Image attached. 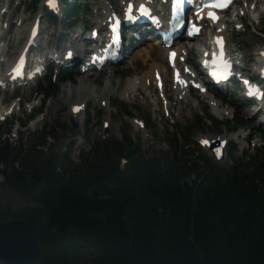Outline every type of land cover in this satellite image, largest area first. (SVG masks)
<instances>
[{"label":"trees","instance_id":"16d2710c","mask_svg":"<svg viewBox=\"0 0 264 264\" xmlns=\"http://www.w3.org/2000/svg\"><path fill=\"white\" fill-rule=\"evenodd\" d=\"M83 9L80 0L66 1L63 23ZM46 80L38 89L53 94L56 85L50 75ZM10 126L0 132V187L28 203L0 212V219H24L36 229L37 264H264L258 153L244 164L232 156V164L214 168L206 161L201 167L203 157L185 150L159 165L123 136L79 149L80 163L68 159L69 150L33 161L5 136ZM56 126L36 135V145H46Z\"/></svg>","mask_w":264,"mask_h":264},{"label":"rangeland","instance_id":"374dc122","mask_svg":"<svg viewBox=\"0 0 264 264\" xmlns=\"http://www.w3.org/2000/svg\"><path fill=\"white\" fill-rule=\"evenodd\" d=\"M245 1L247 0H239V6L235 11L239 14L242 9L246 8L251 11V15H246L242 18L243 28L240 25L234 28L235 25L229 22L226 35L229 46L240 49V53L244 55V61L248 66L254 64L252 55L256 47L264 44V5L263 0H258L257 10L252 11L250 9L251 5H246ZM108 2L117 6L121 0H109ZM81 3L85 6V9L80 11V17L71 30L66 29L62 30V32L59 30L56 36L52 29L48 27L45 31L46 37L42 41L49 39V45L51 46L64 44V38L67 36L70 39L74 30H78V25L85 24L87 29L92 27L95 21L98 20V17H101L100 14L107 4L105 0H81ZM35 12L31 11L30 0H12L10 2L7 12L2 13L1 23L2 30L8 29L3 40V45L9 43V48L6 55L1 58L6 60L18 51L26 33L18 34L20 37L18 35L15 36V31L18 27H21V24L30 23ZM256 14L260 15L259 22L253 21ZM252 17L253 19H251ZM17 18H21V22L17 21ZM227 19L232 20L229 16ZM43 24L44 26L50 25L51 22H43ZM88 33L89 30L85 34L88 35ZM59 35L62 37L61 39L58 38ZM198 38L204 44L205 33ZM147 39L149 38L147 37ZM128 41L124 48L128 54L127 56L125 55V59L123 58L117 64L105 66L100 71L93 73L81 72L76 65L69 69L62 66H53V80L56 90L52 95L46 97L38 108L41 111L38 116H42V119L38 122L37 128L33 131L28 129L30 118L33 120L35 115L32 116L31 114L29 118H24L27 114L21 113L20 110L16 111L17 113L11 119L8 118L6 121L0 122V132L6 130L8 122L13 121L14 126L9 129L8 134L6 133L5 136L13 145H20L23 153L29 154V157L33 161L45 158L52 151L61 154L70 149L68 159L74 163H80L79 149L83 148L84 151L88 152L90 147L102 138L120 141L123 140V136H127L132 142H135L145 157L159 165L168 163L174 155L178 158L181 157L185 150L193 153L195 157H203V159H199L198 161L201 167L209 166L204 163L205 161L212 162L215 166H210L214 168L216 166L220 168L227 167L233 163L231 156L239 158V161H242L243 164L246 161H250L251 156L256 153H258L260 158L264 159V144L258 147H251L250 141L244 138H236L237 131H242V136L246 133L254 132V137L258 136V139L264 143V139L262 138L264 125L258 122L259 118H261L258 114L254 116L253 113H249V107L243 103L239 94L234 89H230V91L224 89L220 92L211 88L209 91L214 92L216 96L221 98V105L227 108L224 115H214L208 104L204 108H202L204 106L202 104L201 108H196L192 111L188 109L184 110V113L180 114V116L174 111V114L179 117H173L172 114H170L171 117H168L163 113L166 109H162L160 102L156 103L157 99L155 97L159 92L155 91L154 95L151 93V88L146 92L138 93L137 91H133L128 95L124 94L122 96L120 89L124 78L131 76V74L139 75L147 66L136 67L135 62L132 61L136 53L135 50H142L147 42ZM133 47H135V50L132 52L131 48ZM78 52L80 51L78 50ZM191 56L194 59L192 52L189 57ZM196 63V60H194V64ZM65 69L67 71V78L63 81L60 77L64 75ZM110 75L114 81L113 83H109L107 80ZM39 80L40 78L33 81L32 85L37 86ZM145 82L147 83V80ZM42 86L45 87L46 84L42 83ZM12 89L7 92H1L0 90V99L4 98L7 105L19 97L31 101L36 91V87L32 88L31 85L15 88L14 92H11ZM190 91L197 93L196 90ZM42 93L38 92L34 99L38 100V97H41ZM101 100L105 101V105L100 103ZM73 102L86 103L85 111L88 112L89 123L85 127V111L73 116V120L77 123L76 128L69 122V118L72 117L68 116V112ZM156 105L161 109L157 111ZM170 111H173V109H170ZM15 117H18L17 120L19 121L20 119L23 124L17 137H13V128L17 121ZM134 118L139 123H135L133 121ZM174 118L176 124L173 123ZM140 122H143V127H140ZM54 125L56 126V130L53 133L54 137L49 136L46 145L37 146L36 135L40 134L45 127H53ZM204 136L209 139L216 137L229 139L225 150L227 154L221 160H215L209 149L203 148L200 139ZM170 138L174 139L172 145H170ZM245 143L248 145L247 148L243 149L242 145ZM66 145L65 149L64 146ZM229 147L231 153L229 152ZM15 166L19 168L20 164L15 163ZM27 203L28 200L24 196L0 187V212L12 213Z\"/></svg>","mask_w":264,"mask_h":264},{"label":"bare ground","instance_id":"6f19581e","mask_svg":"<svg viewBox=\"0 0 264 264\" xmlns=\"http://www.w3.org/2000/svg\"><path fill=\"white\" fill-rule=\"evenodd\" d=\"M263 4H264V2H263ZM162 7H163V5L161 4L159 7L160 11L162 10ZM244 11H245V9H244ZM246 12L250 13L251 11L249 9H247ZM105 17H106V15H105ZM225 22H226L225 20L220 21L210 31L216 32L217 27H221L222 25L225 24ZM27 25H28V23H25L21 27L17 28V30L15 31V36L18 34H25V32L27 31L26 30ZM96 25L98 27H100V30H103V31L105 30V27H103L104 24L102 23L101 19H99L96 22ZM135 33H139V35L137 37H135ZM223 33L225 34V32H223ZM128 34L130 35L129 41L134 40V42H143V41L148 40L147 36L145 34V28L142 24H136L133 27H130V29H128ZM153 34H155L154 31H153ZM18 36H20V35H18ZM200 40H201L200 38H197L196 41L193 40L194 42L193 41H191V42L190 41H187V42L179 41V42H177V45L172 47V48H176V50L178 52V56L180 54L185 55L184 50L186 51L187 58H186L185 66H187V67L190 65L194 66V59H192L193 56L189 57V55L192 52V54L194 55V58H195L196 49L194 48L193 45L194 44H197L199 46L203 45V42ZM146 42H147V44L142 48V50L138 51V50H135V48L131 49L132 52H133V50H135V52H136L133 59H132V61L135 62L134 64L136 65V67L147 65L146 69L143 70L142 73H140L139 75L138 74H133V75L131 74V76H126L124 78V81L122 82L121 89H120L122 96L124 94L128 95L129 93H132L133 91H137L138 93H142L144 91L146 92L150 88L153 91L154 90V82H155L154 81L155 80L154 72L157 71V72H161L162 77H163V82H164V87L161 88L160 90H157V91H159V93L164 94V96H162V98H161V101L165 102L166 106L163 108L168 110L169 113L172 114L173 117L178 116V115L180 116V114H183L184 113L183 111L187 110V109L192 111L196 108H201L202 104H204V106L202 108H204L205 105L208 104L211 108V111L216 115L224 114V111H226L227 108L223 107L221 105L222 104L221 98L216 96L214 94V92H206L203 95L202 94L198 95V94L192 93L189 88L177 89L172 84L168 85L166 83L167 78H168L167 77L168 76V66L166 63V48L163 46L162 41H160L159 39H154L153 43H150L148 41H146ZM189 44H191L192 46H190ZM36 45H39V44H36ZM80 46H85V45L80 44ZM0 48H1L0 49V56L4 57V55H3L4 49H2V44H0ZM36 49H38V48H36ZM123 51H124V57H125V55L127 56L128 54H127L126 49H123ZM64 54L65 53H63V55ZM63 55L61 56L62 59H64ZM178 56H177V58H178ZM252 56H253L252 57L253 61L258 58V49L254 50V53ZM176 63L179 64L178 60L176 61ZM108 66H109V64H108ZM157 72H155V73H157ZM184 73H185V71H184ZM106 78H107V76H106ZM206 78L209 79V81H214V83H216V79L218 77L215 75V76H212L209 78V76L206 75ZM80 80H81V78H80ZM107 80L109 83L114 82L111 79V75L108 76ZM146 80L151 82L152 84L149 83V85H147L148 83L145 82ZM6 83L9 85L8 80L6 81ZM18 83H19V81H16L14 83V85H16ZM150 92H151V90H150ZM171 92H172V94H171ZM2 104L3 103L1 101L0 106ZM9 105H12V104H9ZM15 107H16V103L13 104V109ZM170 109H173V111H170ZM174 111H176L178 115L174 114L175 113ZM254 112H257V111H253L249 108V113H254ZM74 115L75 114H72L69 110L68 116L73 117ZM258 121L260 122V120H258ZM173 123L176 124L175 118H174ZM260 124H262V123L260 122ZM242 135H243L242 131H237L236 138H238V139L244 138L245 135L244 136H242ZM204 138H207V137L206 136L202 137V139H204Z\"/></svg>","mask_w":264,"mask_h":264},{"label":"water","instance_id":"95a60500","mask_svg":"<svg viewBox=\"0 0 264 264\" xmlns=\"http://www.w3.org/2000/svg\"><path fill=\"white\" fill-rule=\"evenodd\" d=\"M96 193L97 191L94 192ZM40 253L37 231L28 221L14 217L0 220L2 264H36Z\"/></svg>","mask_w":264,"mask_h":264},{"label":"snow or ice","instance_id":"6c2138e0","mask_svg":"<svg viewBox=\"0 0 264 264\" xmlns=\"http://www.w3.org/2000/svg\"><path fill=\"white\" fill-rule=\"evenodd\" d=\"M47 2L49 3L50 6H55V0H47ZM183 2V0H172V6H173V9H177L180 4ZM230 2V0H211V3L205 5L206 7H209V8H222V7H226L227 6V3ZM140 10L142 12H147V9L144 8L143 5L140 6ZM129 11H131V5H129ZM208 16L212 19V20H216L218 17L215 15L214 12H209L208 13ZM131 18V17H129ZM218 42L219 41V38H218ZM222 65H223V71L225 73H227L228 71V64L224 61H221ZM18 70V68H17Z\"/></svg>","mask_w":264,"mask_h":264}]
</instances>
